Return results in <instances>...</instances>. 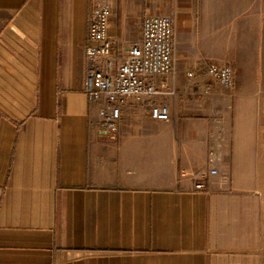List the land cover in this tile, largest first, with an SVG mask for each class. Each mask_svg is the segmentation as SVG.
Segmentation results:
<instances>
[{
  "label": "crops",
  "instance_id": "obj_1",
  "mask_svg": "<svg viewBox=\"0 0 264 264\" xmlns=\"http://www.w3.org/2000/svg\"><path fill=\"white\" fill-rule=\"evenodd\" d=\"M97 1L0 0V264H264V0H111L119 60L155 14L176 58L113 135L85 91Z\"/></svg>",
  "mask_w": 264,
  "mask_h": 264
},
{
  "label": "built area",
  "instance_id": "obj_2",
  "mask_svg": "<svg viewBox=\"0 0 264 264\" xmlns=\"http://www.w3.org/2000/svg\"><path fill=\"white\" fill-rule=\"evenodd\" d=\"M111 14L112 7L109 2L96 3L90 10L85 78L86 94L93 104L99 106V128L108 135L116 133L123 107L128 100L154 99L160 94L155 85V77L176 74L171 15L145 16L140 39L127 45L123 57L117 63L118 56L114 54L115 40L109 33ZM206 70L211 80L220 87L234 86V71L230 65L210 62ZM189 75L193 76V72L190 71ZM150 112L155 119L170 120V108L164 102H153ZM223 146V137L210 143L208 165L212 175L219 174L218 162ZM195 186L197 189L205 188V181L198 175L195 177Z\"/></svg>",
  "mask_w": 264,
  "mask_h": 264
},
{
  "label": "rangeland",
  "instance_id": "obj_3",
  "mask_svg": "<svg viewBox=\"0 0 264 264\" xmlns=\"http://www.w3.org/2000/svg\"><path fill=\"white\" fill-rule=\"evenodd\" d=\"M104 1H106V0H98L97 2H98V4H99V3H103ZM109 1H110L111 5H113L112 2H111V0H109ZM138 24H139V22H137V23L135 24V26L137 27V29H138ZM125 49H126V47H125ZM125 49H124V51H125ZM116 62L119 63L120 60L117 59Z\"/></svg>",
  "mask_w": 264,
  "mask_h": 264
}]
</instances>
